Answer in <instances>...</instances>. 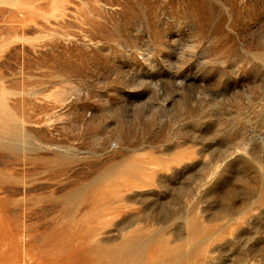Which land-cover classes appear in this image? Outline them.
I'll return each mask as SVG.
<instances>
[{
  "label": "rangeland",
  "instance_id": "374dc122",
  "mask_svg": "<svg viewBox=\"0 0 264 264\" xmlns=\"http://www.w3.org/2000/svg\"><path fill=\"white\" fill-rule=\"evenodd\" d=\"M156 244L264 264V0H0V264Z\"/></svg>",
  "mask_w": 264,
  "mask_h": 264
},
{
  "label": "bare ground",
  "instance_id": "6f19581e",
  "mask_svg": "<svg viewBox=\"0 0 264 264\" xmlns=\"http://www.w3.org/2000/svg\"><path fill=\"white\" fill-rule=\"evenodd\" d=\"M164 252H165V248L163 246L156 244L147 252L146 264H169V262L167 261L164 260L162 261ZM261 254H262L261 258L264 259V253Z\"/></svg>",
  "mask_w": 264,
  "mask_h": 264
}]
</instances>
